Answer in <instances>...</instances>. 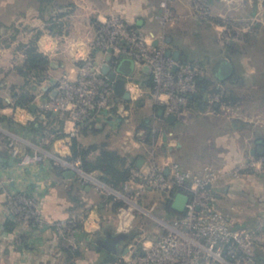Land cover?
I'll return each instance as SVG.
<instances>
[{"label":"rangeland","instance_id":"1","mask_svg":"<svg viewBox=\"0 0 264 264\" xmlns=\"http://www.w3.org/2000/svg\"><path fill=\"white\" fill-rule=\"evenodd\" d=\"M162 1H159V8ZM166 1L169 10L167 19L161 22L160 19L155 18L158 14L155 13L154 21L152 23L146 21V27L166 49L170 48L166 40H173V43H176L174 47H181L180 49L190 54V58L196 60L195 62H203V70L199 75L216 82L218 88V94L213 97L209 107L199 111L188 105L189 116L177 119L181 123L180 128L168 132V135L165 134L166 147H163L162 143L165 142L163 135H160L156 138L153 147L146 150L143 144L146 143L144 134L142 130H137L139 119L146 118L148 123L154 126V130L160 127L153 119L155 105L151 93L140 87L138 95L133 93L127 104L117 105L116 115L120 119L118 124L101 123L103 126L101 133L80 138L70 112L58 113L64 121V126L67 123L74 125L72 131L67 135L62 134L58 122L46 124L40 146L42 148L54 146L61 137L65 136L69 137L71 143V138L78 136L84 144H105L109 151L117 152L122 156H132L135 159H144V163L136 169L142 174L152 165L160 168L166 162H176L191 171L204 168L224 170L222 175L227 176L241 164L252 163V167L235 179L221 177L220 182L214 187L217 192L216 202L221 211L230 215L232 226L253 221L256 227L264 228V172L259 169L260 156L250 154V151L256 148L257 140L260 139L264 146V0H190L189 7L186 0ZM47 7L48 9L43 12V30L53 34L59 33L60 49L52 54H44L49 61V69L38 91L34 92V100L29 106L36 105L39 96L42 95V88L49 85L50 80L55 83L53 90L60 87L63 82L74 83L79 79L80 68L85 62L91 63L92 67H100L108 54L97 50L100 57H96L94 52L87 56L78 51L67 50V39L74 35L82 37L85 32L83 17L79 14L82 12H76L70 17L65 16L59 20L56 15L52 17V6ZM9 10L10 6L7 5L6 0H0V83L2 84L0 94L10 98L5 108L15 109L19 106H16L12 93L20 94L26 90L23 87L24 79L16 70L24 63V61L18 63L23 53L19 50L7 53L2 49L8 42L18 43L24 25H17L11 29L10 22L5 16ZM112 15L116 14L105 17L98 28ZM76 16H79V19ZM123 21L125 26L136 30L144 39L151 40L145 31L132 26L124 19ZM13 34L15 36L12 38ZM12 57L13 63H8L7 60ZM222 60H228L234 65L235 81L216 80L214 70ZM51 62L56 63L57 67L53 68ZM74 67H77V70ZM226 93V96H231L233 104L220 105L221 96ZM137 102H140V105L137 106ZM120 107L123 108L122 111ZM162 107L165 112V107ZM24 109L28 110V106ZM49 112L56 114L55 111ZM38 115L46 119L44 113L39 112ZM43 122L45 124L46 121ZM232 122L239 123L242 127L233 128ZM51 128L57 130L56 134ZM72 133L75 135L72 136ZM136 144L141 147L134 148ZM12 148L19 150V154L26 152L14 146ZM47 152L58 171L65 167L64 162L74 161L69 158L71 152L63 157L53 154L52 151ZM35 153L41 156L42 161L43 156L39 152ZM96 153L98 150L95 151ZM95 154L93 153L92 156L94 157ZM19 156L15 158L19 160ZM136 170L132 171V175ZM87 174L95 177L99 182L87 181L77 175V182L73 186H56L55 190L49 193L51 200L69 196L70 211L59 219H53L51 213L54 210L51 206L49 212L44 210L41 198L32 197L24 192L6 193L4 206L11 215H13L11 212H14L18 214L16 217L19 214H24L23 218L31 216L35 225H39L37 220L53 224L49 229L54 230L58 245L47 252L48 261L45 260L40 264H50V262L64 264L66 256L64 249L80 251L86 249V259L82 262L89 264L98 257L97 245L94 241L108 228L127 236L115 254L125 262L124 258L131 257L130 253H134V250L143 249L146 237L154 238L161 231L157 218L173 222L179 217L167 213L164 209L166 194L146 184L143 178L134 177L124 187L115 189L100 180L96 173ZM78 184L87 185L90 192L85 193ZM77 226H81L84 232L80 242L77 240L75 230ZM21 227L31 228V224L25 226L22 223ZM18 232L19 229H16L8 238L0 236V249L4 247L3 239L11 240L14 247H20L22 241L17 235L20 233ZM259 251L264 254L263 245L259 246Z\"/></svg>","mask_w":264,"mask_h":264},{"label":"built area","instance_id":"2","mask_svg":"<svg viewBox=\"0 0 264 264\" xmlns=\"http://www.w3.org/2000/svg\"><path fill=\"white\" fill-rule=\"evenodd\" d=\"M166 5V0L160 2L161 11L155 17L161 22L169 15ZM96 37L92 49L107 53L109 49L112 50L111 54H107L111 57L110 70L116 72L117 76H123L125 88L131 96L141 87L137 78L146 72L153 79V88L150 92L153 104L165 107L164 117L174 115L180 120L189 116L187 109L189 98L196 93L195 79L203 70L202 66L191 62H178L172 57L165 56L164 45L158 43L157 46H153L151 40L144 39L136 30L125 26L122 17L117 14L106 19L98 28ZM124 59H130L133 64V71L127 76L118 71ZM100 68L101 66L95 68L91 63L85 62L80 68L79 79L74 83L63 82L55 90L56 96L41 101L38 109L61 114L70 112L74 125L75 122L91 116L101 123H106L114 116L111 102L115 96L114 82L109 81ZM120 110L123 108L120 107ZM19 153V150L12 148L13 157L20 155L18 164L21 166L41 162V156L37 153ZM259 158V169L264 172V156ZM64 166L63 170L71 169L87 181L99 182L82 170L78 159L64 162ZM252 166V163H243L227 176L222 175L224 170L204 168L191 171L176 162H166L160 168L152 165L144 174L137 172L136 168L133 178H143L146 184L165 194L178 188L188 196V202L185 211L173 222L156 217L161 225V231L154 238L146 237L143 249L130 253L131 257L124 258L125 263L260 264L256 259V253L260 245L264 246L263 227L251 231L232 226L230 215L221 211L217 205L214 188L222 176L235 179ZM11 213L13 214H10L11 216L18 215ZM23 215L19 214V218L17 217L21 224L25 226L31 224L34 230L44 231L53 225L41 220H37L39 225H35L33 217L23 218Z\"/></svg>","mask_w":264,"mask_h":264},{"label":"crops","instance_id":"3","mask_svg":"<svg viewBox=\"0 0 264 264\" xmlns=\"http://www.w3.org/2000/svg\"><path fill=\"white\" fill-rule=\"evenodd\" d=\"M159 1L160 0H6L7 5L10 6L9 12L5 15L6 19L10 22L9 26H11L12 29L17 27V25H24V30L20 32L18 43L16 41H13V43L8 42L7 46H5L2 51L7 53L14 52L15 50L21 51L23 55L19 58L18 63L25 61V49L31 42H34L37 51L42 54L58 52L60 49L59 33L53 34L43 30V12L48 9V5L52 6V17L56 15L59 20L65 16L70 17L71 14H75L76 12H82L79 14L83 17L85 32L82 37H77L75 35L72 36V38L69 37V39H67V50H72L73 52L78 51L87 56L89 54L92 55L94 52L96 57H100V53L92 49V43L95 40L99 24L109 14L120 15L132 26L145 31L147 35L151 37L153 44L156 42L157 38H154L152 32L147 29L146 21L152 23L155 13L161 11L159 8ZM186 3L189 7L190 0H186ZM76 17L79 19V16ZM14 36V34L11 35L12 38ZM166 44H169L170 48L172 47L171 49L178 50L182 54L183 49H180L181 47H174L176 43H173V40H166ZM12 60L13 57L7 60V62L13 63ZM51 66L56 68L57 64L51 62ZM74 69L77 70V67H74ZM1 86L2 84L0 83V87ZM44 88L48 89L44 90ZM44 88L41 90L42 95L48 93L51 97L53 86L49 84ZM138 93L139 91L134 93V95H138ZM41 96H39L36 105L34 104V110L30 109V105L28 110L22 107H16L15 109L8 107L4 108L1 113L21 126H27L35 122L41 123L42 127H45L46 124L50 125L49 118L45 116L46 119L44 120V118L38 115ZM0 97H3L6 102H10V98H7V96L0 94ZM197 101L201 102L202 100L197 99ZM48 114L53 117L56 115L53 112ZM43 121H46L45 124ZM73 126L74 125L71 123H67L66 126L62 125V131H60V133L67 135L72 131ZM232 126L233 128L242 127L236 122H232ZM51 131L56 132L57 130L51 128ZM142 132L146 138L144 131ZM41 139L42 137L39 133L30 132L27 129L15 128L13 130L5 125H0V236L4 238L13 235L4 232L3 229L4 221L11 216L4 206L6 193L8 194V192H24L32 197L41 198L43 208L46 212H49L50 206L53 208L54 212L51 213L53 219H59L70 211L71 204L68 195V198L51 200L49 198V193L51 194L56 186H73L77 182L76 177L68 178L64 176L63 169L58 171L55 168V164H53L52 160L48 157L49 152H47L52 151L53 154L62 157L69 155L70 139L66 136L61 137L54 146H44L43 148L46 149V151L40 146ZM143 144H145L147 150V148H152L154 143L148 144L146 142ZM162 144L163 147H166L165 143ZM13 146L31 154L39 152L43 156V160L31 166H21L18 164V159L11 154V148ZM134 146V148L137 149L141 147L137 144ZM80 188L85 193L90 192V188L87 185L81 184ZM18 229L20 233L18 232L19 234L17 235H19L21 241L22 237L26 238L28 241L25 242V244L21 243L20 247H14L11 240H1L4 242V247L0 249V264H40L45 260L48 261L49 257L47 256V252L50 251L52 247L58 245L54 230L37 231L32 228H23L21 225L17 230ZM99 238L100 237H98L95 242ZM82 239L83 238L80 237V240ZM50 264H53V262H50Z\"/></svg>","mask_w":264,"mask_h":264},{"label":"trees","instance_id":"4","mask_svg":"<svg viewBox=\"0 0 264 264\" xmlns=\"http://www.w3.org/2000/svg\"><path fill=\"white\" fill-rule=\"evenodd\" d=\"M26 59L22 65L16 68L19 74L24 79L23 87H25V91L16 94L12 93L13 98L15 99L16 106L19 107H29L34 100V92H37L39 89V85L42 80L46 78L47 70L49 69V61L47 57L38 52L34 42H31L27 48L25 49ZM181 60L183 62H191L194 64H199L203 67V62H195L190 58V54L183 50ZM141 83V88L148 90L151 92L153 88V79L152 76L148 73H141L137 78ZM218 81V79L216 78ZM196 83V93L189 98V106L194 107L197 110H205L209 107V104L213 100V97L218 94V88H216V82L210 80L209 78L197 76L195 79ZM36 95V94H35ZM223 94L221 96L222 100H220V105L233 104L231 96H226ZM217 98V96H216ZM41 101H45L49 99V94L45 93L41 96ZM197 99H201V102H198ZM113 104L114 116L107 123H112V125H116L120 122V119L115 114L117 105L120 103L127 104L128 101H124L116 95L113 97L111 101ZM136 105H140V102H137ZM6 101L3 97H0V125H5L11 129H27L30 132L39 133L41 136L45 132V127H42L41 123H31L27 126H21L17 123H14L9 117L2 114L1 111L5 108ZM153 119L158 122L160 128H156L154 130V126L146 118L141 117L139 119V125L137 126V130L144 131L146 138L145 141L148 144H153L158 138V136L162 135L163 132L175 131L180 128L181 123L176 120L172 123H169L161 113L164 111L162 106H154ZM38 112H42L45 114L47 118L50 120V124L54 122H58L60 125V131L62 129V125L64 123L63 119L59 116L58 113L53 117L48 114V112H43L39 110ZM152 119V120H153ZM37 124V125H36ZM104 124V123H103ZM75 126L78 130V135L87 136V135H96L103 131V126H101V122L94 118V116L87 117L82 121L75 122ZM56 134V132H55ZM80 138L72 137L70 143V159L80 161V165L83 171L87 173H96L98 178L102 180L104 183L109 186L119 189L124 187L128 182H131L134 178L132 177V171L137 168L136 161L137 159L122 156L114 151H109L105 144L96 145V144H84L81 142ZM161 138V137H160ZM98 150V153L95 154V151ZM95 154L94 157L92 156ZM61 171V170H60ZM81 187V184L79 185ZM177 191L173 190L169 194H166V199L164 202V209L167 211L169 215H180L171 209V203L176 195ZM250 224V225H249ZM21 225L20 220L15 216H10L6 218L3 224L4 232L8 234H13L16 229ZM250 221V223H243L241 225L235 226L236 228L242 227L249 229L251 231H257L259 227ZM53 230V229H52ZM77 231V240L80 242V237L84 232L82 231L81 226H77L75 229ZM264 230V228H263ZM104 235V234H103ZM127 238V236H126ZM28 240L22 237V243L25 244ZM95 242V241H94ZM96 244V242H95ZM63 250V249H62ZM137 250V249H136ZM66 254L64 264H83L82 260L86 259L87 250H74V249H64ZM141 251V248L138 249ZM116 253L107 252L104 249L98 251V257L89 262V264H126L122 259H119L118 256H115ZM75 259V260H74ZM79 259V260H78ZM256 259L260 264H264V254L260 251L256 253ZM78 260V261H76Z\"/></svg>","mask_w":264,"mask_h":264},{"label":"water","instance_id":"5","mask_svg":"<svg viewBox=\"0 0 264 264\" xmlns=\"http://www.w3.org/2000/svg\"><path fill=\"white\" fill-rule=\"evenodd\" d=\"M158 41L153 43V46H157ZM112 50H108V54H111ZM165 56L167 57H172L173 60L180 62L181 61V53L178 50H173L171 48H167L165 51ZM110 56L108 55L105 58V62L101 65V72L103 75H105L109 81L114 82V94L121 98L124 101H129L131 99L130 93L126 90L125 84L123 81V76H117L116 72L110 70L109 66V61H110ZM234 70L233 64H231L228 60H223L221 62L219 72L216 74L219 79H223L230 75ZM118 71L122 75H130L133 71V64L130 59H124L119 67ZM50 84L52 86L55 85L53 80L50 81ZM48 88H44V90H47ZM57 92L53 90L51 92V97H55ZM31 110L35 109V105L30 106ZM52 113V112H49ZM162 116H164V112L161 113ZM165 119L169 122L172 123L177 120V118L174 115H167L165 116ZM163 141L166 143V136H163ZM264 153V146H256L255 149L251 150V155H262ZM144 163V159L139 158L136 161V166L140 167ZM63 175L68 177V178H75L77 174L73 170H64ZM188 202V196L185 193L179 192L175 195L172 203H171V209L175 211L176 213L182 214L185 211L186 204ZM126 235L123 234L122 232H113L111 229H108L105 231L104 236L100 237L96 243L100 245V247L97 248V250L104 249L107 252L111 253H116L119 250V247L123 240H125ZM126 251V250H125Z\"/></svg>","mask_w":264,"mask_h":264},{"label":"flooded vegetation","instance_id":"6","mask_svg":"<svg viewBox=\"0 0 264 264\" xmlns=\"http://www.w3.org/2000/svg\"><path fill=\"white\" fill-rule=\"evenodd\" d=\"M181 57H182V54H181ZM182 61V60H181ZM223 61V60H222ZM222 61H220L219 63H218V65H217V67L215 68V76H216V78L219 80V81H224V80H227V79H232L233 81H235V79H236V77H235V67H234V70H233V72L230 74V75H228L227 77H225V78H223V79H219L218 77H217V73L219 72V68H220V65H221V62ZM232 64V63H231ZM234 66V65H233ZM192 97V96H191ZM166 133H168V132H163V136L166 134ZM163 136H162V138H163ZM256 146H263L262 145V141L259 139V140H257V142H256ZM251 154V153H250ZM256 155H258V154H256ZM260 157L261 156H264V153L262 154V155H259ZM138 168V167H137ZM173 190H176L177 191V193H179V192H181V190L180 189H178V188H174V189H172L171 191H173ZM170 191V192H171ZM176 193V194H177ZM183 193V192H182ZM167 194H169V193H167ZM216 195H217V192H216ZM179 214V213H178ZM103 237V236H102ZM126 239V238H125ZM124 241V240H123ZM96 245H97V248L98 247H100V245H98L97 243H96ZM117 253V252H116Z\"/></svg>","mask_w":264,"mask_h":264},{"label":"bare ground","instance_id":"7","mask_svg":"<svg viewBox=\"0 0 264 264\" xmlns=\"http://www.w3.org/2000/svg\"><path fill=\"white\" fill-rule=\"evenodd\" d=\"M109 191H112L111 189H109ZM132 205H134L133 203H131ZM135 206V205H134ZM135 207H138L137 205ZM139 208V207H138ZM150 214V213H149Z\"/></svg>","mask_w":264,"mask_h":264}]
</instances>
